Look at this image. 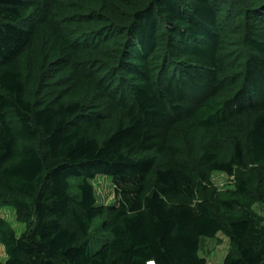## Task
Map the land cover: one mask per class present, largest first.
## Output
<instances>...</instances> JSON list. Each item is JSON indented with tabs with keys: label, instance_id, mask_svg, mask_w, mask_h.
<instances>
[{
	"label": "trees",
	"instance_id": "16d2710c",
	"mask_svg": "<svg viewBox=\"0 0 264 264\" xmlns=\"http://www.w3.org/2000/svg\"><path fill=\"white\" fill-rule=\"evenodd\" d=\"M260 203L264 0H0L2 264H264Z\"/></svg>",
	"mask_w": 264,
	"mask_h": 264
},
{
	"label": "rangeland",
	"instance_id": "374dc122",
	"mask_svg": "<svg viewBox=\"0 0 264 264\" xmlns=\"http://www.w3.org/2000/svg\"><path fill=\"white\" fill-rule=\"evenodd\" d=\"M212 180L214 183L220 188L225 189L231 186L230 178L224 173L220 171H215L212 175ZM96 197L98 203L102 204H113L116 203L117 197L115 192L114 183L111 177L108 176H97L92 181ZM254 209L257 213L264 215V203L256 204ZM0 215L10 222L17 233H21L25 229V225L18 222L16 219L15 211L11 208H3L0 210ZM99 235V233H97ZM93 249L98 247L96 242H93ZM230 249V240L223 233H218L216 237L202 238L201 248H200V256L206 259V264H222L227 253ZM6 260V252L3 245L0 244V264L5 262Z\"/></svg>",
	"mask_w": 264,
	"mask_h": 264
},
{
	"label": "built area",
	"instance_id": "2783aa9c",
	"mask_svg": "<svg viewBox=\"0 0 264 264\" xmlns=\"http://www.w3.org/2000/svg\"><path fill=\"white\" fill-rule=\"evenodd\" d=\"M148 264H155L153 261L149 262Z\"/></svg>",
	"mask_w": 264,
	"mask_h": 264
}]
</instances>
